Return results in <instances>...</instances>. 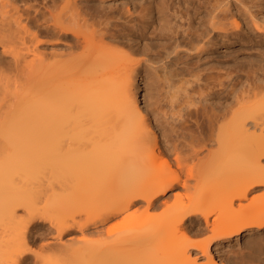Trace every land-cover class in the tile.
I'll use <instances>...</instances> for the list:
<instances>
[{"label":"bare ground","instance_id":"6f19581e","mask_svg":"<svg viewBox=\"0 0 264 264\" xmlns=\"http://www.w3.org/2000/svg\"><path fill=\"white\" fill-rule=\"evenodd\" d=\"M48 1L47 16L42 12L45 7L36 9L32 4L34 13L26 5L21 10H26L24 16L14 4V11L1 15L0 20L1 51L10 53L7 68L14 72L12 81L16 82L28 65L27 69L32 68L33 60H40L37 45L46 41L37 39V34L50 37L49 43L56 48L49 52L52 79L44 94L51 97L49 104L34 98L35 103L19 101L15 84L9 92V85L7 91L0 88V264L27 263L36 216L47 220L48 230L56 236L73 229L80 233L79 238L68 237L58 247L52 257L55 263L41 258L43 264H66L72 258H77L78 264H196L190 253L193 250L206 258L205 264H224L225 260L219 258L218 262L211 254V245L226 248L241 233L244 246L262 249L264 236L255 233L264 228V108L257 107L264 103V66L246 73L236 88L232 87L233 78L220 81V91L229 95L230 101L217 107L213 104L211 114L203 107L195 113V134L190 133L193 140L182 138L183 142L173 145L174 161L187 174L183 179L181 172L169 169L155 133L143 122V110L133 91L137 68L124 65L122 50H109L111 44L127 46L130 52L142 55L137 63L146 73L151 70L152 76L159 77L167 74L166 65L181 53L200 51L220 31L238 28L236 19L229 21L236 15L247 14L257 28L251 10L256 3L226 0L222 8L205 0L193 28L192 0H62L60 9L57 0ZM33 18H41L43 33L28 32L32 25L27 23ZM152 26H158L163 38L155 46L132 39L131 31ZM21 32L33 37L35 44L26 45ZM27 52L33 59L26 60ZM2 78L11 79L4 73ZM187 110L180 107L182 113L174 116L154 107L150 115L169 131V125L176 126L187 117ZM15 143L48 145V173H57L61 179L58 190L51 189L47 204L37 206L34 193L19 190L15 182L16 173L25 171V163L19 164L22 157L32 154L29 158L36 164L41 160L33 153L44 151L37 153L38 147L32 144L18 149ZM45 146L40 148L48 150ZM177 186L183 191L174 193L170 203L162 198ZM256 189L262 192L247 198ZM245 199L246 203L240 202ZM235 200L239 201L236 206ZM141 202L142 210L136 207L128 213L127 209ZM18 207L25 216L17 213ZM157 209L160 212L155 213ZM123 211L128 212L105 225ZM117 227L121 229L115 230ZM207 230V237L195 238ZM243 258V254L233 255L236 264H243ZM260 261L256 264H264Z\"/></svg>","mask_w":264,"mask_h":264},{"label":"rangeland","instance_id":"374dc122","mask_svg":"<svg viewBox=\"0 0 264 264\" xmlns=\"http://www.w3.org/2000/svg\"><path fill=\"white\" fill-rule=\"evenodd\" d=\"M3 1H6V0H0V4ZM22 1L24 2V4L20 3ZM40 1L41 0H26V1L25 0H21V1L15 0L14 1L15 3L14 2L11 3L12 0H11V2L8 0V2L7 1L3 2L0 5V20L2 17L1 15H3V14L8 15L11 13V11L12 12L14 11V10H11V9H13L12 7L15 6L14 4L19 6L17 8L18 12H19V8H20V12H21L22 8L24 10L26 5L31 7L30 4H32V7H36V9L38 8V9L42 10L43 7H45V9L42 10V12L44 11V14L47 16L46 8L50 9L49 1L43 0V1H41V3H40ZM44 1L46 4L48 2V7L46 4H44ZM60 1L57 0V6L59 9H60V6L62 5L61 4L62 0H60ZM174 1H176V0H173L172 2H174ZM204 1L205 0H192L193 7L195 9L194 10L195 13H193V17H192V21H191V25L193 28H195L197 26V22H198L199 18H201L200 12H201L202 4ZM252 1H253V4L256 3V5L254 7H252L251 10H252V14L255 16V19H256L255 22H257V28H255L253 26V23L251 22V18L249 16H247V14H245V16L244 15L243 16L236 15V17L229 19V21L232 23V21L234 19H236V21L238 22V25H239L238 28H235V26L233 24H232V26H234V28L231 26H229V27L227 26L230 29L222 30V31H226L224 33L220 31V33L215 36L214 40H212V43L210 45H208L206 48H202V49H200V51L190 52V54H186V55L181 53L182 54V55L180 54L181 57L177 58L176 60L170 61L166 65L167 66L166 67L167 68L166 69L167 74H165V75L161 74V75H159V77L152 76L151 70H149L146 73L144 71L143 67L137 63V61L141 58L142 55L130 52L128 50L127 46L124 47V46L119 45V44L109 45V48H110L109 50H111V49L112 50L113 49L118 50L119 49V50H122L124 52V54H123L124 58L122 61L125 62L124 63L125 66L128 65V66H126L127 68H129V67L130 68H132V67L137 68V72H136L134 82H133L136 87L133 89V91L135 93V100L137 101L138 107L141 110H143V115H144V121L143 122H144V124L147 125V128H150L155 133L159 151L161 153L162 158L168 161V164L170 166L169 169L171 171H176L177 173H179V175L181 172L182 173L181 178H183V179L185 178L184 173L186 174V171H185V169L180 170L179 169L180 167L178 165H176V162L174 161L175 152L173 151V145L180 143V142H183L184 141L183 139H185L186 142H187V140L188 141L193 140V138L190 136V133L191 132L193 133V131H195V127H196L195 123H194V117L196 116L195 113L201 112L199 110H202V107H203V109H206L205 111L208 112L207 114H209L210 110L213 109L212 108L213 104H214V107H217V106H220V104H224V102L227 103L228 101H230L229 95L221 93V91H220L221 86L219 85L220 81H229V79L231 80L233 78L231 80L233 85L232 84L231 85H232V87L234 86V88H236L237 86H239V83L244 80L246 73H250L251 72L250 70H252V69L261 68L264 66V0H252ZM225 2H226V0H210V3L221 5L222 8H224L223 5ZM38 6H42V7H38ZM32 7L29 8L31 10H28V11H30V13L33 10ZM198 7H200V8L198 9ZM41 10H39V11H41ZM25 11L21 12L24 16H25V13H24ZM32 13H34V12H32ZM32 15L33 14H31V16ZM40 19L37 21L35 18V21H34V18H33L30 20V22L27 23V25H29V23L32 25V26L29 25V31L28 32H32V33L33 32L34 33H36V32H38V33L42 32L43 33L44 32V31H42L43 27H41L39 24V23H41V22H39V21H41ZM36 26L38 27L40 32L38 31ZM31 27L33 28V30ZM157 27L158 26H156V27L152 26V27L145 29L143 31L140 29H138V31H136V32L131 31L130 35L132 34L131 37L134 41H138L139 43L144 41L153 47L157 43H159L163 40L162 36L159 35L160 30ZM30 28H31V30H30ZM237 30H239L238 34H234L235 32H233V31H237ZM22 34L25 36L24 38H25V43H27L26 45L32 46L33 45L32 41L34 42L35 39L31 36L28 37L27 33H22ZM36 36H37V39L43 40V38H44L46 41L43 44L37 45V50L40 51V54H39L40 60H36V61L33 60L32 61L33 63L36 62V64H37V61H39L38 62L39 64L38 65L34 64L35 66L33 65V67H32V65H31L32 63H31L30 65L32 68L29 67L30 69H27L29 66L28 65L27 68H25L27 71L24 69L23 72L18 74L19 78H16V82L12 81V80H14L13 74H12L14 72H12V73L9 72L8 68H7V67H9L8 66L9 63H11V60H10L11 56L9 55L10 53L6 54L3 51H1V45H0V53H1L0 56L3 58V60H0V72H1L0 78H1V75L3 73L6 74V76L8 74L9 78H11L10 80L7 78L0 79L1 80L0 83L3 82L0 84V88L4 89V87H5V90L6 89L8 90L9 89L8 87H10V89L8 90V92H9V91H11V89L14 86H16L17 91H16L15 95H16V99H18L19 101L24 99V100L28 101L27 103H35L34 100H36L38 103L40 101L42 103L43 102L47 103V102H49L51 97L49 99V95L45 96L44 94H46L45 90L48 87V85L50 84V81L52 79L51 72H49L50 71L49 65L51 64V62L53 60L52 57L50 56L49 52H52L56 48H54L52 46V44L49 43V42H51L52 39H50V37L46 36L44 33L43 34H37ZM34 44H35V42H34ZM18 46H20V45H18ZM113 46H114V48H112ZM58 50L60 51V49H58ZM179 50H182V48ZM2 52H3V55H2ZM23 52H25V51H23ZM29 53L27 52L25 54V58L28 61L31 60V57L33 59V55L31 53L30 54ZM165 60H167V59H165ZM3 63H5V64H3ZM38 66H39V68H38ZM160 71H161V69L158 68L157 72H160ZM12 82H14V83H12ZM248 82H250V81H248ZM16 83H17V85H16ZM11 84L12 85L15 84V85H13V87H12ZM6 85H9V86L7 87ZM42 91L44 93H42ZM41 93L43 96L41 95ZM259 96H257L256 98L258 99ZM33 98H34V100H33ZM197 98H198V100H197ZM201 99H205V100H202L203 102L202 101L200 102L199 100H201ZM252 99H254V98L251 97L250 100L252 101ZM5 100H6V98H5ZM47 104H49V103H47ZM262 104L264 105V103H262V102L260 105H259V103H257V107L259 109L264 108V106ZM196 106L198 107V109ZM154 107L161 110V112L164 111L163 113H166V114L172 113V114H174V116H178L179 113H182V112H179L180 107H184V108L186 107V109H188L189 111L187 110V113H188L187 117L185 116L186 118H184V120L180 121L181 123L177 122L175 124L176 126H174V124H172L171 126L169 125L168 127H167V125H165V127H167V129H169V128L170 129H169V131H164V127H163V125H160V121H157V120L155 121L153 119V116L150 115L151 114L150 109H152ZM195 108H196V110H192ZM191 111L194 114L191 113ZM177 112H179V113H177ZM211 113H212V111L210 112V114ZM183 129H184V131H183ZM203 131H205V130H203ZM182 132H184V135H185V133L188 134L190 136V139L188 138L189 136H184L182 134ZM166 134H167V136H166ZM193 134H195V133H193ZM173 142H176V143H173ZM27 144L29 145L30 143H27ZM27 144L25 145L23 143H15V145H17V148L18 147L21 148L24 145H25V147H27ZM31 144L33 145V143H31ZM31 144L29 145V147L31 146ZM4 145H3V148H4ZM15 145H13V146H15ZM8 146H9V144H7L6 147L8 148ZM33 146L36 148L38 147V150L36 149L38 151L37 153L41 152L40 149L43 150L44 152L45 151L46 152L45 153L41 152L40 155L36 154L35 152L33 153L35 158H37V156H38V159L41 160L40 162L36 163L37 165L35 164V162H31L32 160H31V158H29L32 154H29V155L27 154L28 157L24 156L25 159H24V157L21 156L23 158V159H21L22 161L20 160V158H18L19 162L21 161L19 164L22 165L25 163V165H24L25 171H22L23 169L21 168L22 170H20L21 171L20 174L18 175V173H16L15 182H16L19 190L23 191L25 189V191H26V189H27L30 193L33 192L34 195H33V193H32V195H33L34 202L35 203L37 202L36 203L37 206H40V205L42 206L43 204H47V199H48L47 197L51 196L50 194H52L51 189H53V192L58 190L57 185L59 184V180L61 179V177L57 173H53V172L48 173L50 171L49 166L51 163L50 151L47 148L48 145L45 146V144H44V146L48 150H44V148L43 149L40 148V147H44L43 144H42V146H41V144H40V146H36V144H34ZM212 148H215V146H213ZM205 152H206V150H204L200 155H203ZM47 153H49V154H47ZM35 154H36V156H35ZM261 162L264 163V159ZM188 164L190 165V163H188ZM51 173H53L52 176L50 175ZM29 174L30 175L32 174L33 178H31L32 176H30ZM36 174H37V177H36ZM28 175L30 176L29 178H27ZM186 176H187V174H186ZM29 179H30V181H29ZM189 182L192 183V180L189 179ZM28 191H26V192H28ZM182 191H183V189L181 187H178V186L173 187V188L169 189L167 191V194L162 198H164L165 200L168 199V202L170 203L172 201L173 194L176 192L182 193ZM260 192H262V189H256L255 191H252L251 193H249L247 198L252 196V195L258 194ZM23 193H25V192H23ZM44 193H46V194H44ZM47 194H48V196H47ZM34 196L36 199L34 198ZM49 199H50V197H49ZM234 202H235L234 206H236V204L239 201L235 200ZM240 202H242L244 204L247 202V199L242 200ZM136 207L139 208V210H142L143 209L142 208L143 203L141 202V203L135 205V207L131 206L129 209H127L129 211V212L128 211L127 212L130 213L133 210H136L137 209ZM18 208H17V213L20 216H25V212H24L23 208L22 207H18ZM125 211L116 215V217H114L116 220L114 218H112L105 225H108L109 223L113 222V220L115 222V221L119 220L120 218H122L127 213ZM158 212H160V209H157L155 211V213H158ZM120 214H121V216H119ZM49 225L50 224L47 220H44L39 216H36V218L34 219V229L35 230L34 229L32 230V237H30L31 241L29 244V252L26 254L27 255L26 256L27 257V263L26 264H37L38 262H40L38 264H43L44 262L40 261L41 258H42V260H44L43 258H45V261L50 258L49 260L53 261V258H55L54 256L58 253V249H59L58 247L62 243H64L68 237L73 238V239H77L80 237V233L77 229H73L67 233H64L60 237L56 236L55 232L48 230ZM119 228L117 227V228H115V230H118ZM209 233L210 232L208 230L204 231L202 234L198 235L195 238L196 239L205 238L209 235ZM255 235H263L264 236V228L261 231L256 232ZM253 236H254V234H253ZM243 237H244V233H241L239 236V239L233 241L231 243V245L226 246V248H222L223 250L221 248L214 249V245H211L210 252L218 262L220 261V259L225 260L224 264L225 263L226 264H236V262L233 261V255L239 256L241 254L244 255L243 264H256L260 260H261L260 261L261 263H264L263 262L264 261V242L262 243V246H263L262 249L253 250L249 247L244 246V238ZM46 244L48 247L45 246ZM224 249H225V251H224ZM219 250H221V251H219ZM193 251L195 252V250H193ZM253 251H255V253ZM258 251H259V253H258ZM194 252H190V253L192 254L191 257L196 259V261H195L196 264H205L207 262L205 257L199 256L200 255L199 253L196 254ZM233 252L236 254H234ZM254 255H256L257 257ZM74 259L72 258V261H69V263L65 261V263L66 264L67 263L68 264H70V263L74 264L76 261V263L78 264V259L77 258H74ZM230 259H231V261H230ZM35 260H37V262ZM52 261H51V263H55V261H53V262Z\"/></svg>","mask_w":264,"mask_h":264}]
</instances>
